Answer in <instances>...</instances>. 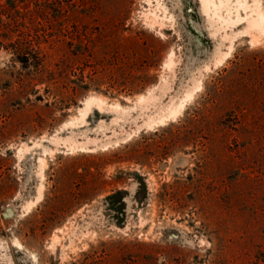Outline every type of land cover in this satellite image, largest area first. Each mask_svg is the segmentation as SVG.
Listing matches in <instances>:
<instances>
[{"label": "rangeland", "instance_id": "obj_1", "mask_svg": "<svg viewBox=\"0 0 264 264\" xmlns=\"http://www.w3.org/2000/svg\"><path fill=\"white\" fill-rule=\"evenodd\" d=\"M243 1L0 0V264H264Z\"/></svg>", "mask_w": 264, "mask_h": 264}, {"label": "bare ground", "instance_id": "obj_2", "mask_svg": "<svg viewBox=\"0 0 264 264\" xmlns=\"http://www.w3.org/2000/svg\"><path fill=\"white\" fill-rule=\"evenodd\" d=\"M200 2L202 4V8H203V10L205 12L212 13V15L214 17L219 18V20L220 19L223 20V22H226V23H234V22L239 21L241 19V17L239 16V14H237V18L236 19H234V18L231 17V15H230V8H229L230 0H200ZM235 5L237 6L236 7V10H238V11H239V8H243V9L246 10L249 7L248 6V3L245 2V1H243V0H236ZM223 8H225L226 11H228V14L227 15H223L222 14V9ZM154 17H157V14L156 13H154ZM252 22L254 23L255 26H262V23L264 22V15H263V13L259 9L257 10V17L254 18L252 20ZM94 102L101 103V100L99 98H96V97L87 98L85 100V107L82 108V110H81L82 112L81 113L84 115L85 112H86V110L89 108V106L92 103H94ZM41 163H42V166L45 164L43 159H41Z\"/></svg>", "mask_w": 264, "mask_h": 264}, {"label": "trees", "instance_id": "obj_3", "mask_svg": "<svg viewBox=\"0 0 264 264\" xmlns=\"http://www.w3.org/2000/svg\"><path fill=\"white\" fill-rule=\"evenodd\" d=\"M111 198V197H110Z\"/></svg>", "mask_w": 264, "mask_h": 264}]
</instances>
